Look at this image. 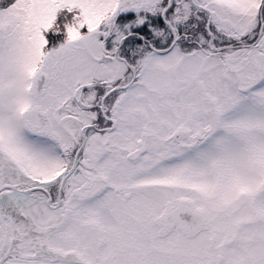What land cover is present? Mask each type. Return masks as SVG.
<instances>
[{
  "label": "snow or ice",
  "instance_id": "6c2138e0",
  "mask_svg": "<svg viewBox=\"0 0 264 264\" xmlns=\"http://www.w3.org/2000/svg\"><path fill=\"white\" fill-rule=\"evenodd\" d=\"M0 264H264V0H0Z\"/></svg>",
  "mask_w": 264,
  "mask_h": 264
}]
</instances>
